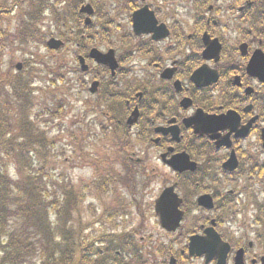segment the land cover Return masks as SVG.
<instances>
[{
  "label": "flooded vegetation",
  "instance_id": "af4514ba",
  "mask_svg": "<svg viewBox=\"0 0 264 264\" xmlns=\"http://www.w3.org/2000/svg\"><path fill=\"white\" fill-rule=\"evenodd\" d=\"M84 1L99 21L92 31L93 40L105 43L119 58L147 59L134 66L136 74L143 76L141 84L135 82L138 90L131 94V101L122 100L139 109L136 132L146 135L142 137L147 143L146 158L131 151L125 157L136 166L137 177L130 179L134 189L141 180L140 187L150 193V148L158 149L159 159L163 154L170 158L185 153L195 163L193 170L181 172L174 183L183 213L176 231L181 240L180 257L206 264L203 259L189 257L188 245L191 237L204 236L212 229L230 247L226 264H235L237 258L242 264H264V0H106L118 3L111 10L114 18L101 0ZM143 8L152 13L154 28L166 33L165 37L154 41V32L134 34L133 15ZM113 30L119 36L118 50L107 40ZM99 32L103 40L98 38ZM206 37L219 46L218 51L209 53V59L203 58ZM143 66L148 71L142 72ZM201 68L209 75L205 80L216 76V81L197 87L190 78ZM138 93L140 100L136 99ZM183 101L190 104L182 105ZM143 108L147 112L143 113ZM198 110L227 117L215 127L213 138L185 126L184 121ZM173 126L179 129V143L172 133L157 131ZM232 155L237 165L227 171L224 165ZM138 176L143 178L138 180ZM204 196L212 201V209L198 205ZM138 208L140 215L143 209ZM147 212L150 219V207ZM124 229L118 236L121 249L130 250L137 244L144 248L146 237L150 245V233L137 242V229Z\"/></svg>",
  "mask_w": 264,
  "mask_h": 264
},
{
  "label": "rangeland",
  "instance_id": "374dc122",
  "mask_svg": "<svg viewBox=\"0 0 264 264\" xmlns=\"http://www.w3.org/2000/svg\"><path fill=\"white\" fill-rule=\"evenodd\" d=\"M21 1L27 9V0H15ZM57 3V10L64 14L63 4L68 0H59ZM64 1V2H63ZM80 1V0H79ZM8 11L12 0H0ZM75 0H71L68 7H72ZM77 3V1H76ZM17 15V11H12L7 16L13 17ZM121 16L115 18L118 26L120 21L118 20ZM2 21L6 19V16H1ZM8 24L4 21L0 28H4ZM18 27L17 21H11L10 29L6 31L10 36L16 31ZM6 30V29H5ZM78 31L81 33H87L83 26L79 25ZM71 32V29L61 28L57 29L55 23L51 22L50 14L45 12L41 14L40 20L37 25V33L43 35L45 40L50 37L57 38L60 33L66 35ZM114 34H110L107 40L113 43V48L118 50L117 38L115 34L116 30H113ZM101 37L100 32L98 38ZM103 40V38L101 37ZM12 40V38L10 39ZM9 41V39L7 40ZM96 48L101 51L107 50L105 43L96 40ZM11 46V45H10ZM79 49V48H77ZM77 50L74 43H68L60 52H49L44 44L35 45H19L17 42L13 43L12 47L6 48L2 53V61L0 63V72L2 75L10 73L12 76L18 72L15 69L17 63H23L25 60L29 66H23V72L29 73L33 80V87L40 88L52 78V74L56 78L57 74L62 76V81L59 83L55 82V86L50 88L51 96H44L35 94L36 104L37 101L43 105V101L46 102L50 107L56 106L55 102L61 100L63 102L59 115L56 119L51 120L44 116L43 118L47 121H51L50 125H47L49 136L55 141V152L64 150L65 157L68 158V163L62 165L61 162L57 161L56 174H61L65 171V177L73 184L74 189L81 191V187L85 184H89L93 179L98 178V174L104 173L107 176L105 180V189L111 192L97 194L95 190L92 191L90 197L86 199L78 206L77 212H72V217L68 221V229L81 231L85 235V238L90 239L91 242L99 241L100 243L95 244L100 248L114 247L116 250L115 255L122 257L123 262L118 264H137L135 263L133 256H129L126 252H122L118 245V236L120 231L124 229V232H128L131 229H137L138 235L135 237L136 240H140L141 237H146L150 233V245L147 243V237L145 238L144 249H140L137 253L140 254L141 259L138 264H167L170 257L177 258V264H201L198 260H184L180 257L179 248L181 246V240L179 235H170L164 232L158 225L157 218L153 212V201L157 198L164 187L170 186L177 182L176 175L170 171L167 167L162 165L159 160V151L157 148H150V193L146 191V187H140L141 180L136 184L134 189V183L130 180L136 178L134 173L135 165L124 164L126 154L121 151V145L117 141V138L113 137V133L106 135L109 131L114 130L123 139V142L130 141L128 146L131 152H136L137 155L142 157L145 155L146 158V142L143 139H136V135H132L134 131L127 133L126 130L122 129V123L120 120L124 118L125 112L127 111L128 105L125 101L112 100L109 105L105 103V97L118 93L123 95L122 100L131 101L132 89L129 90V86L134 79H140L142 75H137L135 72L134 61H141V58L132 57V61L129 63L120 64L122 68L121 76L116 80L120 82V78L126 72L127 75L123 83L116 85H109L108 80L102 74V70L87 62L90 71L94 72V75L98 77V80L102 83L100 92L97 95L91 96L88 93L92 79V75L79 76L74 73L77 65L76 57H74ZM81 55V54H78ZM63 62L66 68L60 71L57 70L56 63ZM57 70V71H55ZM33 71V72H32ZM40 71V72H38ZM55 71V72H54ZM148 69L143 66L142 72H146ZM150 69V73H151ZM54 72V73H53ZM59 80V79H58ZM8 90V88H7ZM106 92H105V91ZM130 91V95L126 96L125 93ZM134 91L133 93H135ZM125 103V105H124ZM108 119H112L114 124ZM120 122V123H119ZM104 131L107 129L106 134H102L101 128ZM122 129V131H121ZM121 131V132H120ZM69 133H73L79 141L83 139L85 146V153L87 159L91 162H95L94 165L90 161L82 162L78 158V151L72 144L69 138ZM125 138L127 140H125ZM97 139V141H96ZM93 144L95 147H93ZM151 145V144H150ZM124 146H126L124 144ZM137 149L140 153L137 152ZM75 151L76 154L73 152ZM130 156V154H128ZM201 160V159H198ZM145 165H141L144 166ZM126 167V171L123 168ZM99 170V173L96 172ZM141 170L142 174H147ZM126 172L130 174L127 175ZM142 176H139V180ZM110 180V181H109ZM114 189V192H112ZM131 192V194H130ZM147 192V193H146ZM88 193V192H87ZM87 196V195H86ZM129 202L130 205H127ZM150 202V204H149ZM137 207L142 208L140 215L137 214ZM148 207H150V219L148 217ZM138 208V209H139ZM128 215V218L123 219L122 216ZM137 214V217H136ZM193 216V214H190ZM141 216V218H140ZM204 217L201 218L203 221ZM227 227V225H226ZM76 233V234H77ZM75 254L78 251L75 249ZM135 252V251H133ZM78 256V254L76 255ZM147 261H150L149 263ZM129 262V263H127ZM111 264V263H110Z\"/></svg>",
  "mask_w": 264,
  "mask_h": 264
},
{
  "label": "trees",
  "instance_id": "16d2710c",
  "mask_svg": "<svg viewBox=\"0 0 264 264\" xmlns=\"http://www.w3.org/2000/svg\"><path fill=\"white\" fill-rule=\"evenodd\" d=\"M76 1L79 0H75L73 8L66 6L62 10L64 14L47 5L46 0L35 5L28 3L19 18L20 26L13 35L7 34L5 27L0 29V61L4 48L8 45L12 47L14 42L21 46L44 44L45 38L37 33V25L46 10L51 11L49 14L58 30L71 29L68 35L60 33L59 37L66 43H75L74 39L82 34L78 31L82 24L75 9ZM56 65L58 71L66 68L63 62ZM24 66L29 64L24 62ZM50 74L52 78L40 88L33 87L29 73L21 72L13 76L10 73L0 74V264L122 263L121 255H115L113 246L100 248L95 246L99 241L91 242L83 232H69L68 221L72 212L79 210L78 206L85 197H90L93 190L97 194L111 191L105 189L107 176L103 172L89 184L83 185L81 191L74 189L65 177V171L56 174L57 161L66 165L68 158L64 150L55 152V141L47 129L51 121L43 117H49L52 121L56 119L61 115L59 110L63 102L56 101V106L52 108L44 101L43 105L38 101L36 104L35 97V94L41 93L45 98L51 93L50 88L56 85L55 82L62 81L60 74L56 78L52 72ZM112 81L111 78L108 80ZM108 121L110 125L114 124L112 119ZM103 128L101 132L106 134L107 129L103 131ZM111 133L124 150L130 141L123 142L114 130L106 135ZM69 138L78 151V158L94 165L95 162L86 157L84 140L79 141L73 133H69ZM96 172L99 173V170L96 169ZM75 249L78 251L76 254ZM140 259V256L136 257L135 263L141 262Z\"/></svg>",
  "mask_w": 264,
  "mask_h": 264
},
{
  "label": "water",
  "instance_id": "95a60500",
  "mask_svg": "<svg viewBox=\"0 0 264 264\" xmlns=\"http://www.w3.org/2000/svg\"><path fill=\"white\" fill-rule=\"evenodd\" d=\"M80 13H85L87 15H92V9L90 6H83L80 9ZM90 23L89 19H86L85 24L88 25ZM156 24L155 19L151 12L148 11L147 8H143L141 11L136 12L133 15V30L136 35L140 34H149L154 32L156 35L153 36V40L156 41L165 37L166 33L161 32V30L155 29L154 26ZM163 30V28H161ZM212 42V43H211ZM47 47L50 50H58L62 47L63 43L56 39H50L46 43ZM204 45L206 49L203 53L204 59H209V53L212 51H218L219 46L213 42L209 41L208 37L204 39ZM217 55V53H215ZM89 58L94 60L95 63L106 66L111 71V74L114 75L115 70L118 67L117 61L114 58V52L109 51L107 54H101L97 50L93 49L89 53ZM79 64L81 66V71L85 72L88 67L85 65V60L82 57H79ZM252 66H254L252 64ZM16 68L19 70L21 65L18 64ZM163 77V76H162ZM209 75L206 73L205 68H201L195 71L190 80L197 87H206L211 85L216 81V76L211 78V80H205ZM97 83H93L90 89L91 93L96 92ZM183 104H190L189 102ZM138 118L137 110L131 114V116L127 120L128 126H132ZM227 121L226 116L222 117H214L203 113L202 111H197L193 117L184 121L186 127L193 126L195 132L199 135H208L210 138H213V132L215 127L218 124H223ZM172 133L174 139L178 141V128L174 127L168 130ZM165 133V132H164ZM164 158V156H163ZM162 158V159H163ZM163 162L170 166L174 171L183 172L185 170H193L195 166L193 164L192 167H188L189 163L188 157L185 154H178L173 156L170 160L166 161L163 159ZM237 162L233 155L224 165V169L227 171H233L236 168ZM181 204V200L174 193L173 187L165 189L159 198L155 201V213L159 218V223L161 227L167 231H175L179 226V223L182 219V212L179 211V206ZM198 205L205 207L207 209L212 208V202L209 197L204 196L201 197L198 201ZM229 247L220 241V238L216 235V233L209 229L205 232V237H194L190 242L189 255L190 256H204L206 262H209L213 259L217 260V264H225L226 255L228 253ZM241 259L237 258L235 264H241ZM170 264H174V260L171 259Z\"/></svg>",
  "mask_w": 264,
  "mask_h": 264
}]
</instances>
